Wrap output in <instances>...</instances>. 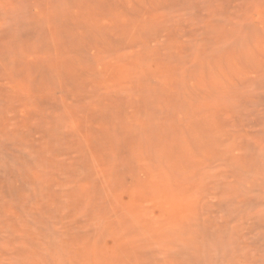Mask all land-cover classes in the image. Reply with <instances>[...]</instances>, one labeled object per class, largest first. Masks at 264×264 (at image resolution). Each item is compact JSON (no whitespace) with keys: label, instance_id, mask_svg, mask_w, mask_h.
<instances>
[{"label":"rangeland","instance_id":"rangeland-1","mask_svg":"<svg viewBox=\"0 0 264 264\" xmlns=\"http://www.w3.org/2000/svg\"><path fill=\"white\" fill-rule=\"evenodd\" d=\"M0 264H264V0H0Z\"/></svg>","mask_w":264,"mask_h":264}]
</instances>
